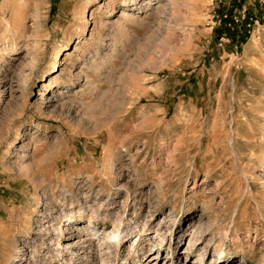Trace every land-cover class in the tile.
<instances>
[{
    "label": "rangeland",
    "instance_id": "1",
    "mask_svg": "<svg viewBox=\"0 0 264 264\" xmlns=\"http://www.w3.org/2000/svg\"><path fill=\"white\" fill-rule=\"evenodd\" d=\"M88 262L264 264V0H0V264Z\"/></svg>",
    "mask_w": 264,
    "mask_h": 264
},
{
    "label": "bare ground",
    "instance_id": "2",
    "mask_svg": "<svg viewBox=\"0 0 264 264\" xmlns=\"http://www.w3.org/2000/svg\"><path fill=\"white\" fill-rule=\"evenodd\" d=\"M252 42H253V41H252ZM36 51H37V49H34V47H32V48H31V51L28 52L27 55L33 54V53H35ZM55 56H56V57L58 56V51L55 53ZM75 218H76V217H75L74 214L66 215V216L63 217L64 221H65V222L69 221V223H70L72 220H74ZM61 233H63V229H61ZM153 259H155V257H154ZM21 260H22V258H21ZM86 264H89V262L86 263Z\"/></svg>",
    "mask_w": 264,
    "mask_h": 264
}]
</instances>
